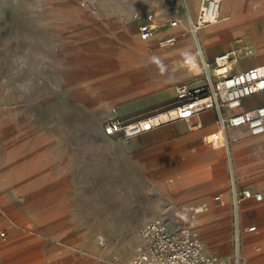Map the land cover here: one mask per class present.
Instances as JSON below:
<instances>
[{"label": "rangeland", "instance_id": "rangeland-1", "mask_svg": "<svg viewBox=\"0 0 264 264\" xmlns=\"http://www.w3.org/2000/svg\"><path fill=\"white\" fill-rule=\"evenodd\" d=\"M236 1L238 12H247L251 0ZM201 2L0 0V243L21 239L23 264H129L139 229L156 218L191 228L209 253L230 254L232 205L230 213L229 205L221 210L213 197L222 194L220 205H226L232 176L239 187L264 195V168L248 169L264 164V156L252 163L246 149L236 148L250 137L233 145L221 141L218 158L216 149L205 152L218 144L205 142L217 125L195 143L172 140V130L160 132L175 122L187 130L184 121L130 139L104 133L113 121L134 123L172 111L180 103L176 86L206 84L202 59L211 63L209 54L220 48L242 41L264 63V20L247 18L239 33L204 46L200 35L211 26L194 35L189 25ZM161 7L182 17L181 28L160 21ZM135 11L156 13V38L170 28L180 42L160 49L156 39L141 41ZM192 63L199 69L188 77L184 69ZM209 74L213 83L211 68ZM262 207L264 200L249 201L238 212L250 264H264ZM250 226L256 230L246 232Z\"/></svg>", "mask_w": 264, "mask_h": 264}, {"label": "built area", "instance_id": "built-area-1", "mask_svg": "<svg viewBox=\"0 0 264 264\" xmlns=\"http://www.w3.org/2000/svg\"><path fill=\"white\" fill-rule=\"evenodd\" d=\"M221 3L222 0H202L197 15L189 21L190 32L196 35L199 30L219 22ZM132 19L138 22V36L141 41L156 39L157 47L160 49L170 48L176 44L178 37L173 34L156 38L158 31L154 25L153 13L142 14L135 11ZM178 23L177 20L168 21L171 28L177 27ZM239 54H242V57H239ZM251 55V50L237 41L236 46L216 56L211 63L207 61L202 63L206 84L195 89H190L184 84L176 86V97L180 103L172 110L173 114L168 113L169 117L165 122L155 125L150 119L128 124L113 121L105 126L104 133L108 136L121 134L130 139L174 121H184L187 129L193 130L199 126L192 125L194 117L213 110L218 113L216 121L218 130L211 134L215 136L214 141L219 140V134L224 135L231 130H241L245 136L252 138L264 136V105L250 110L241 108L246 99L264 93V63L240 71L234 69L235 63ZM210 68L216 77L213 83L210 80ZM224 110L229 111V114H222ZM222 196V194L214 196L213 201L220 205ZM230 198L233 241L228 256L222 257L207 252L205 244L197 234L182 223L175 224L173 228L169 219L156 218L146 222L139 229L140 244L136 247L129 264H250L242 251L243 231L238 212L248 201L261 202L264 195L247 187H238L232 176ZM255 230V226L245 229L246 232Z\"/></svg>", "mask_w": 264, "mask_h": 264}, {"label": "crops", "instance_id": "crops-1", "mask_svg": "<svg viewBox=\"0 0 264 264\" xmlns=\"http://www.w3.org/2000/svg\"><path fill=\"white\" fill-rule=\"evenodd\" d=\"M238 2L239 1H236V0H234V1L233 0H222L221 9L223 10V12L226 15V17H234V16H239V15L249 16V15H251V13L253 11L254 12H257V11L264 12V4H262L261 6L257 7L256 6V0H251L250 6H249V9L247 10V12L239 13L238 12L239 7L237 8V3ZM167 10H169L172 13L170 8H167ZM172 15L175 16L173 13H172ZM176 17H179L180 19L182 18L180 15H177ZM223 28H226L224 30V32H226V33H222V36L220 38L216 39V40H213V39H211L209 37V33H208L209 30L202 31V33L200 35V38H199V40L202 42V45L208 46V45L213 44V43L224 42V41H226V38H228V37L230 38L232 35L235 34L236 31H239L237 26L235 27V26L227 25L225 27V25H224V26H219L218 27V29H223ZM173 33H174V31L171 32L170 34L166 33L165 35H167V34L171 35ZM178 41H177V44L180 42V41L179 42ZM184 45H187V46H184ZM230 46H229V48L227 50H221V48H220L218 51H216L214 53H210L208 57L210 59H212V61H213V59L216 56L229 51L232 48ZM170 48H166V49H170ZM173 50H174V48L169 50V51L172 53ZM189 50H190V46H188V43L181 45L180 51L182 53L186 54V53L189 52ZM181 55H183V54H181ZM180 58H182V57L180 56ZM258 58L253 54L250 57H247L245 59H242V60L238 61L237 63L234 64L235 71L244 70V69L251 68V67H254L256 65L262 64V63H257V61L259 60ZM202 61L204 62V61H207V60L205 58H203ZM184 71L187 72L188 77H192L194 75V72L189 70L188 67H186V69H184ZM195 86H198V83L195 84ZM260 105H264V93L246 99L245 101H243L241 108L243 110H250V109H254V108H256V107H258ZM222 114L228 115L229 111L224 110L222 112ZM217 117H218V113L216 111H213V110L212 111H206V112H203V113L199 114L198 116L194 117L193 120L197 121V123H198L197 125H199L195 129V131H192V130H189V129H187L188 130L187 131L182 124H179V123L174 121L175 123L170 124L169 125L170 127H163L160 130V132L166 131V130H168V131L172 130L173 133H174V135L170 136V138L172 140L179 141V142H187L188 141V142L195 143L196 141H200L201 140L203 133H206V132H208L210 130H214L215 129V127L217 125V122H216L217 121ZM235 137L236 136L233 137V132L228 131L227 133H225L223 135V137L221 138L220 141L214 142V143H218V144L215 145L213 143L214 145L211 148H209L210 149L209 151L205 150L206 155L209 156L210 154H213L214 150L216 149L217 150L216 153H217V156L219 158L220 153L222 152V149H221L222 145H223L222 142L225 145L226 144L233 145V143H237L239 141V140H235ZM261 137L260 138L259 137H256V138L250 137L249 141L242 143L241 144L242 146L238 145L236 147L237 149H240V148L246 149V153H247V155H249L250 159H252V163L254 161L262 162L261 159H262V156H264V136H261ZM241 140H243V139H241ZM177 156H180V154L177 155ZM169 160H179V158H171ZM262 168H264V164H261V163H258V162L255 163L254 165H251V166L249 165L248 166V169L250 170L251 173H256V171H261ZM235 183H236V181H235ZM247 188H249V187H247ZM249 189H251V188H249ZM251 190H253V189H251ZM253 191H258V190H253ZM224 197H225V195H224ZM229 199L230 198L228 197L226 205L222 204V205H219L218 207L219 208L226 207L225 209H227V207L229 205L228 209H229V213H230L231 204H229V201H231V199L230 200ZM248 203H249V201L247 203L243 204L242 206H244V205H246ZM199 209H201V208L200 207L197 208V210H199ZM202 210H204V208H202ZM230 217H231V214H230ZM175 224H177V223H175ZM242 241H243V238H242Z\"/></svg>", "mask_w": 264, "mask_h": 264}, {"label": "bare ground", "instance_id": "bare-ground-1", "mask_svg": "<svg viewBox=\"0 0 264 264\" xmlns=\"http://www.w3.org/2000/svg\"><path fill=\"white\" fill-rule=\"evenodd\" d=\"M157 11H158L157 14L156 13L155 14H156V16L159 17L160 21L168 22V21H173V20H177V21L180 20L179 17L173 16L172 13L169 10H167V7H165V8L161 7ZM247 18H251V19H255V20H264V12H260V11L254 12L253 11L251 13V15H249V16L239 15V16H234V17H226V15L224 14L223 10L220 9V20H219V22L216 23L217 25L216 24H213V26L210 25L211 28L209 29V32H208L209 33V37L211 39H213V40H216V39H218V38H220L222 36V33H226V32H224V30L226 28L218 29L219 26H224L225 25V27H226L227 25H229V26L231 25V26H235V27L237 26L238 27L241 24V22L243 20L247 19ZM180 22L184 23L183 20L180 21ZM218 23H220V24H218ZM159 24H160V22H159ZM180 26H181V24L179 26H177V28L180 27ZM170 28L168 30H164L161 33V35H165L166 33H171V32L174 31V30H172ZM237 33H239V31L235 32V34H237ZM240 42H242V41H240ZM240 45L244 46V43L242 42V44L240 43ZM140 52H141L140 56H143L144 58H146L147 61L151 60L148 52H146L145 50H140ZM239 57H242V54H239ZM195 65L196 64L192 63V66L190 67L191 71H193V72H196L197 68L199 69V66L196 65L197 66L196 67ZM168 113H170V115H171V114H173V111H170ZM168 113L161 114L159 116H155V117L149 118V119L151 120L152 124H155V125L157 123H163V122H165L168 119V117H169ZM231 132H233V137L236 136L235 140H241V139H244V137H245L244 133L241 130H231ZM211 134L206 138L207 144H211V143L217 142V141H214L215 136H213ZM222 137H223V135L219 134V140L218 141H220ZM223 204L225 205V201H224ZM223 208H225V207H223ZM262 208H264V207H262ZM198 211H202V208L197 210L196 212H198ZM261 211H262V213H259V214H261V215L264 214V210H261ZM262 222H264V221H262ZM201 240L205 244V249L207 250V248H208L207 242L205 240H203V239H201ZM219 256H221V255H219ZM225 256H222V257H225ZM0 257L5 259V261H4L5 264H23V241L21 239H17V240H13V241L11 240L7 244L6 243L5 244L0 243ZM27 264H34V262H30V263L28 262Z\"/></svg>", "mask_w": 264, "mask_h": 264}]
</instances>
